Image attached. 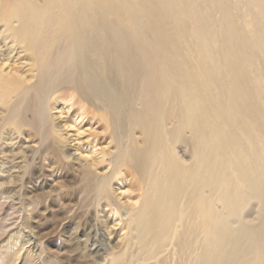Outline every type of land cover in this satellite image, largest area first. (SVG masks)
<instances>
[{
	"label": "bare ground",
	"instance_id": "obj_1",
	"mask_svg": "<svg viewBox=\"0 0 264 264\" xmlns=\"http://www.w3.org/2000/svg\"><path fill=\"white\" fill-rule=\"evenodd\" d=\"M63 96L103 171L69 162ZM0 264H264V0H0Z\"/></svg>",
	"mask_w": 264,
	"mask_h": 264
},
{
	"label": "rangeland",
	"instance_id": "obj_2",
	"mask_svg": "<svg viewBox=\"0 0 264 264\" xmlns=\"http://www.w3.org/2000/svg\"><path fill=\"white\" fill-rule=\"evenodd\" d=\"M62 99L63 102L55 105L56 107L52 110V115L56 121L55 124L60 127V135L62 136L61 146L64 147V151L70 159L69 162L87 168L91 167L89 165H93L91 168L93 171H103L104 164H101V162L102 160L103 162L108 161L111 149L108 146L101 122L95 116V113L92 116L88 113L82 119L78 118L80 114H77L76 108L70 107L65 96ZM95 165L97 166L94 167ZM47 172L44 171V174L47 175ZM48 178L50 177L48 176ZM131 182L132 180H126L124 185L120 187L130 188ZM57 186L60 187L59 185ZM46 188L49 189V186ZM49 209L37 218V222H35L36 228L45 234L48 240L46 246L49 252H57L58 250L65 257H68L69 253H65L64 250L70 244L68 234L70 233V229L62 226L64 216H61L56 208L51 207ZM63 224H66V222ZM58 229H63L64 231V236L59 244L56 241L59 239L54 237V232Z\"/></svg>",
	"mask_w": 264,
	"mask_h": 264
}]
</instances>
